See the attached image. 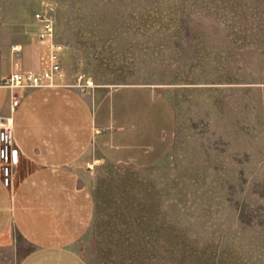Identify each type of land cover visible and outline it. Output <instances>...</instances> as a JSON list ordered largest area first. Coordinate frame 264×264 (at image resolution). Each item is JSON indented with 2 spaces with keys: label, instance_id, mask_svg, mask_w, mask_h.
I'll return each instance as SVG.
<instances>
[{
  "label": "rangeland",
  "instance_id": "obj_1",
  "mask_svg": "<svg viewBox=\"0 0 264 264\" xmlns=\"http://www.w3.org/2000/svg\"><path fill=\"white\" fill-rule=\"evenodd\" d=\"M37 16L91 105L149 86L175 117L153 166L90 154L92 218L72 245L84 262L264 264V0H0V46ZM30 250L10 228L0 264Z\"/></svg>",
  "mask_w": 264,
  "mask_h": 264
},
{
  "label": "crops",
  "instance_id": "obj_2",
  "mask_svg": "<svg viewBox=\"0 0 264 264\" xmlns=\"http://www.w3.org/2000/svg\"><path fill=\"white\" fill-rule=\"evenodd\" d=\"M54 42L43 24L26 39L0 46V77L14 71L40 75L50 66ZM62 48V77L52 86L0 89V119L9 120L19 152L11 185L0 180V242L10 228L31 246L19 264H86L73 249L87 231L93 205L88 189L90 154L97 162L147 168L172 147L175 117L168 99L149 86L118 87L91 105L71 85Z\"/></svg>",
  "mask_w": 264,
  "mask_h": 264
},
{
  "label": "built area",
  "instance_id": "obj_3",
  "mask_svg": "<svg viewBox=\"0 0 264 264\" xmlns=\"http://www.w3.org/2000/svg\"><path fill=\"white\" fill-rule=\"evenodd\" d=\"M44 27L47 38L52 39V30L48 23L40 16L36 17ZM62 46L53 44L50 55V66L40 75L32 72L14 71L8 76L0 77V89L11 92V110L17 106L18 98L16 91H25L52 86L54 76L62 77L63 69L60 61V51ZM82 91L89 94V87H82ZM19 152L15 146L13 138V127L9 120L0 119V180L4 187L11 185L13 170L17 165Z\"/></svg>",
  "mask_w": 264,
  "mask_h": 264
}]
</instances>
